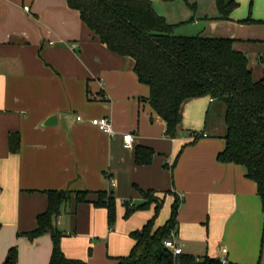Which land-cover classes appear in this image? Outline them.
<instances>
[{"label": "crops", "instance_id": "crops-1", "mask_svg": "<svg viewBox=\"0 0 264 264\" xmlns=\"http://www.w3.org/2000/svg\"><path fill=\"white\" fill-rule=\"evenodd\" d=\"M150 1L169 22L192 17L189 26H196L205 20ZM198 34L226 37L204 27ZM227 38L239 40L234 47L243 53L258 59L264 54V39ZM147 94L132 60L109 51L65 0H0V264H47L50 235H25L47 207V190L89 192L87 202L76 205L71 198L53 219L58 230L68 205L77 215L69 232L58 230L63 255L85 264H114L122 255L108 254L105 241L114 232L105 209L92 201L98 191L114 197L121 176L137 189L178 198L173 241L181 254L221 264H264V212L256 185L241 165L217 160L224 147L223 106L209 97L185 102L177 137L170 139L163 121L152 118ZM102 116L110 119L113 136L89 123ZM187 130L198 137L182 148L193 140ZM124 133L132 135L133 147L154 151L149 165L134 164L133 147L122 144ZM133 191L128 188L126 195L140 203ZM164 199L172 203L174 197ZM80 225L86 227L79 232ZM12 247L14 263L7 256Z\"/></svg>", "mask_w": 264, "mask_h": 264}, {"label": "trees", "instance_id": "trees-1", "mask_svg": "<svg viewBox=\"0 0 264 264\" xmlns=\"http://www.w3.org/2000/svg\"><path fill=\"white\" fill-rule=\"evenodd\" d=\"M76 10L83 24L111 52L133 62L139 83L147 87L146 102L164 123V135L173 139L179 132L181 110L185 102L202 97L223 106L224 147L217 160L241 165L245 177L256 185V193L264 212V54L259 57L260 76L253 78L245 54L234 47L237 39L203 37L199 34H174V30L192 20L169 22L159 15L150 0H65ZM163 3L174 0H159ZM215 14L199 19L228 20L237 6L234 0H214ZM191 7V6H190ZM207 118L210 116V112ZM193 140L198 133L187 130ZM14 152L15 148L11 147ZM154 151L146 146L133 147L134 164L149 165ZM142 201L135 205L124 200L123 218L152 206L151 216L129 236L132 245L126 255L114 258V264H221L215 258L201 259L190 254L173 255L163 242L176 233L179 200L169 191L140 190ZM47 207L36 217V226L25 233L28 239L43 234L51 238L47 264H85L66 258L60 248L62 233L53 226L61 206L73 198L74 203L87 202L88 191L47 190ZM173 202L164 224L156 226V218L165 198ZM95 207L104 208L109 229L114 223L115 199L110 192H95ZM16 249L10 248L8 262L14 263Z\"/></svg>", "mask_w": 264, "mask_h": 264}, {"label": "rangeland", "instance_id": "rangeland-1", "mask_svg": "<svg viewBox=\"0 0 264 264\" xmlns=\"http://www.w3.org/2000/svg\"><path fill=\"white\" fill-rule=\"evenodd\" d=\"M237 3V6L234 8L233 12L230 14L228 20H216L214 24L207 23L208 21L203 20V23L196 26H189L192 22H187L179 26V34L183 35H195L198 34L203 27L205 28L206 33L216 36H226V37H235L239 39H264V0H234ZM173 3V4H171ZM166 7L175 8V12L179 14H189L193 18H200L202 14L212 15L215 14V4L214 0H174L172 2L165 3ZM191 6V7H190ZM189 19V18H188ZM192 21V20H191ZM186 26V27H185ZM245 56L247 57L249 63L251 64L253 78L257 79L260 74L261 64L256 55L246 50ZM152 118L156 115L153 110H151ZM210 117V116H209ZM150 118H146V123H149ZM202 130V125L198 129ZM177 137V136H176ZM170 166H168L169 168ZM111 182V181H110ZM110 182L108 181L107 186L110 188ZM116 184V183H115ZM134 190L136 193L138 189L132 183H127L125 180L120 177L117 183V189L113 190L115 197V209H114V223L111 227L112 233L109 235L108 239L105 240L108 245V254L115 255L121 254L126 255L131 246V238L129 236L131 231L137 230L141 227L145 219H143L144 214H148L149 218L152 214V206L146 209L137 210L136 213L131 217L123 218V210L121 203L124 200L131 201V197L126 195L127 189ZM133 191V192H134ZM136 202V201H135ZM139 204V203H137ZM135 204V205H137ZM170 202L167 199H164L163 204L154 219V224L160 226L164 224L168 218L170 212ZM67 213L61 216L62 220L59 224L58 230H63L64 232H69L70 227L76 218L75 210L69 209L67 206ZM74 211V212H73ZM81 217V214H79ZM107 224V222H106ZM86 226L80 225L79 232L82 228ZM108 227V226H107ZM106 228V226H105ZM60 232V231H59ZM85 233V230H82ZM88 241V239H87ZM92 241L104 243L103 239L92 238ZM103 248V247H102ZM88 253V250H87ZM109 259V258H107ZM83 261H86L85 259ZM96 262V261H95Z\"/></svg>", "mask_w": 264, "mask_h": 264}, {"label": "built area", "instance_id": "built-area-1", "mask_svg": "<svg viewBox=\"0 0 264 264\" xmlns=\"http://www.w3.org/2000/svg\"><path fill=\"white\" fill-rule=\"evenodd\" d=\"M80 119H81L80 116H76V120H80ZM89 123L92 126L96 127L98 130L106 133L109 136H113L115 134L113 129H112L110 119L106 116H102V117H98V118H92L89 120ZM204 135L205 134H203V136ZM121 140H122V144H123L124 148L131 149L133 147V137L130 133L122 134ZM110 185H113V183H111ZM130 204H133V202L130 201ZM173 237H172V239L165 240L163 242V245L165 247L169 248L173 255H179V254H181V250L179 247H177L175 245V243L173 241ZM222 251H224V249Z\"/></svg>", "mask_w": 264, "mask_h": 264}]
</instances>
